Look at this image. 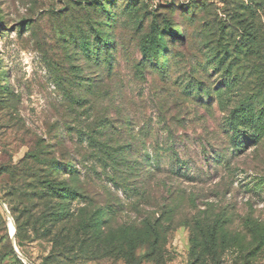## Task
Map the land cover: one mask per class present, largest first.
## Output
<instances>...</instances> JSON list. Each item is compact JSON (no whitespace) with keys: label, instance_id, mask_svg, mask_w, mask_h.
Listing matches in <instances>:
<instances>
[{"label":"rangeland","instance_id":"1","mask_svg":"<svg viewBox=\"0 0 264 264\" xmlns=\"http://www.w3.org/2000/svg\"><path fill=\"white\" fill-rule=\"evenodd\" d=\"M129 1H107L108 17L83 0H0V264H29L13 239L31 264H128L109 250L117 241L112 229L163 203H172L177 215L162 260L145 258L143 247L137 264H264V187L250 183L264 179V139L232 155L221 120L235 102L217 77L201 73L199 52L205 40L232 53L240 46L237 55L250 43L233 72L242 77L244 96L264 91V42L257 46L264 41V8L252 0H136L129 14ZM151 21L160 29L177 26L189 41L180 33L166 45V58L177 59L171 72L147 71L141 80L139 43ZM97 36L118 42L100 54L114 59L110 66L97 63ZM186 72L197 76L192 86L199 97L183 92ZM165 126L185 138L179 156L201 177L173 176L163 160L151 183L153 203L133 201L112 179L123 175L131 186H143L141 159L162 142ZM214 150L232 155L229 164L208 163ZM58 182H70L79 196H58L52 189L63 186ZM109 202L120 204L112 229L100 224L109 218L100 213ZM67 208L69 219L59 216Z\"/></svg>","mask_w":264,"mask_h":264},{"label":"trees","instance_id":"2","mask_svg":"<svg viewBox=\"0 0 264 264\" xmlns=\"http://www.w3.org/2000/svg\"><path fill=\"white\" fill-rule=\"evenodd\" d=\"M107 1H109L110 3V0ZM135 1L136 0L129 1L128 5H126L125 7L128 10L129 14L131 12L133 13L134 11V6L136 5ZM252 1L259 5L260 10L264 8V0ZM83 2L94 3V5H97L99 10L103 11L106 14V16H110L109 13L111 11V8H109V6L105 2H103V0H90L89 2L83 0ZM112 7L114 8L115 5H113ZM190 11H195V8H191ZM190 11L187 10L184 13H189ZM180 33H182L184 42H188L189 39L187 38L186 32H184V30L182 29H179L177 26L166 23L160 29L157 25V22L155 24V21H151L149 31L147 32L146 36L140 40L139 43V51L144 57L141 58V61H139V68L135 73L139 79L144 80L146 74H148L147 71L153 73H166L168 72V70L169 72H171L173 68L177 66H175V64L177 63V59L166 58L168 53H166L164 50L166 49V45L168 44V42H170L171 45H174L177 41H179V38H181ZM244 33L242 37H248V34ZM258 33L259 30H256L251 37H253V39L258 38ZM244 41L242 43H244ZM263 42L264 41L258 42L257 46L260 47L261 43ZM117 43L118 42L116 41L114 45L108 38L102 36L96 37L95 49L97 50L94 51V54H97L96 59L100 67H102L103 63H105V65L107 66H110V62H113L114 60L113 58H102L100 55L102 53V49H105L104 51L108 53L109 51H111V49H115ZM211 44L212 41L205 40L199 45V47L201 46L199 52L202 56V61H204L203 64H200L201 73L205 76L213 75L214 77H217L216 79L221 81V83L223 84L224 90L222 91L229 90L231 92V95H229L228 97H233L235 106H231L230 108L227 105L225 106L226 111L221 120V127L222 132L225 134L226 140L229 143L228 145L230 147V150L232 151V155H234L243 147H245L246 144L259 143L264 139V91L261 89L254 95L244 96L245 93L239 92V90H243V85L241 84L242 77L238 73L233 72L234 65H239L241 58H243L240 54L244 53L246 57L247 54L251 52L249 51L250 43H248L247 48L242 50L243 52H240V54L238 55L235 53L240 51V46H238V48L234 50L235 53H232V51H228L227 49L221 50L220 42L216 41L215 45ZM87 49L88 43L85 42L86 53ZM262 49L264 50V48ZM172 57H175V53L174 55H172ZM227 58H232L228 67L225 65ZM187 61H189L188 58ZM262 67H264V64H262ZM184 75L185 77L182 79V81H187V89H184L183 92L192 95L196 94L199 97L202 92H200V90L198 89L196 90V87L194 88L195 83L199 82L196 81L198 80L197 76L194 74H188V72H186V74ZM193 80L195 81V83L192 86ZM194 91H196V93ZM234 98L237 99L234 100ZM256 102L262 105V107L259 106L260 110H257L258 108L256 109ZM163 129L165 132V136L162 142L156 143V145H152L149 149L150 151L147 150L144 154L143 159H141L143 162L141 170H143L142 173H144L141 175H144V179L147 178V182H145L143 186H131L130 183H128V178H125L123 175H119L117 178L112 179V182L118 187L123 188L125 193L127 195H130V198H132L133 201L137 200V198L139 197H146V203L148 205H151V203H153V195L150 193L151 183L159 168L163 167L161 164L163 160L165 161L167 159L169 161L167 168L173 176L181 177L184 180L190 182L197 181V178L201 177V172L199 171V169L196 168L195 165H191L188 159H186V156H179V143L180 145H185V138L183 136L176 137L175 133L166 126ZM92 132L94 134L97 132V126L92 130ZM131 144L133 143H129V146L130 149L133 150L131 148ZM126 152L128 154V151ZM202 152L203 158L205 159V156L208 155V151L205 147H203ZM129 155L131 157H134L133 152L131 151H129ZM230 157H227L224 153L214 150L213 156L208 159V163L211 162V164H215L216 166H224L229 164ZM128 161L135 165L136 158H129L127 159V162ZM67 173H71V171L69 170V172ZM69 183L70 182H66L64 184L63 182H58L59 185L63 186H53L52 189L55 190L56 188V194L60 197L65 196L66 200H69V198L72 199L78 197L79 194L76 192V189ZM250 183L251 187L254 189L261 190L264 187L263 178L254 177ZM131 204L134 210H136L138 203L135 202ZM163 204L161 209H155L151 212L145 213V217H143V219L139 221L133 220L127 226H124L125 222L120 223L119 225H115L114 229H112L113 225H111V221L116 218V215L119 212L117 207H119L120 204L118 202H109V204L101 207L100 213L109 215V218L107 220L103 219L105 221L101 222L100 224L105 225L110 222L111 229L115 233H118L114 237V239H117V241H111V243L113 244V247L109 248L111 253L115 254L116 256H121L126 260L128 264H137L139 263L137 250L144 247L146 250L145 258L160 263L163 257L164 244L167 238L166 233L170 230L171 225L175 220V216L177 215V211H175L172 203L169 205ZM120 207H123V205ZM69 211V208H67L65 212L63 211L59 216L64 215L66 219H69L71 215ZM219 220L220 219H218L217 221L220 222ZM185 224L192 227L191 221L188 218H186ZM217 225L218 223H216V225L212 227L213 238H215ZM101 234L102 232H99L98 237H101ZM73 237L75 236L73 235ZM95 237L97 238V234H95ZM212 243L214 244L213 241H210L208 244L211 245Z\"/></svg>","mask_w":264,"mask_h":264},{"label":"water","instance_id":"3","mask_svg":"<svg viewBox=\"0 0 264 264\" xmlns=\"http://www.w3.org/2000/svg\"><path fill=\"white\" fill-rule=\"evenodd\" d=\"M6 207V205H4ZM7 209V208H6ZM12 245L14 247V249L16 250L17 252V255L25 262V263H29L31 264L24 256H22V254L18 251L17 247H16V244H15V241L14 239L12 240Z\"/></svg>","mask_w":264,"mask_h":264}]
</instances>
